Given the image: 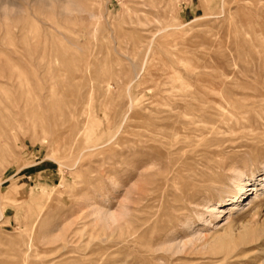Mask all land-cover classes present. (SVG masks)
I'll return each instance as SVG.
<instances>
[{
	"label": "rangeland",
	"instance_id": "rangeland-1",
	"mask_svg": "<svg viewBox=\"0 0 264 264\" xmlns=\"http://www.w3.org/2000/svg\"><path fill=\"white\" fill-rule=\"evenodd\" d=\"M259 85L264 0H0V264H264Z\"/></svg>",
	"mask_w": 264,
	"mask_h": 264
},
{
	"label": "bare ground",
	"instance_id": "bare-ground-1",
	"mask_svg": "<svg viewBox=\"0 0 264 264\" xmlns=\"http://www.w3.org/2000/svg\"><path fill=\"white\" fill-rule=\"evenodd\" d=\"M260 84V83H259ZM260 86V85H259ZM262 86V85H261ZM260 86V87H261ZM261 88H263V87H261ZM175 89H178V88H175ZM183 89V88H182ZM185 90H186V87L184 88ZM184 89H183V91H184ZM260 89V88H259ZM264 89V88H263ZM176 91V90H175ZM261 91V90H260ZM189 92V91H188ZM262 95V94H261ZM262 97H264V93H263V96ZM184 98V97H183ZM160 101V100H159ZM160 103V102H159ZM160 108V107H159ZM188 108V107H187ZM170 109V108H169ZM188 110V109H187ZM185 114H187V113H185ZM191 115V114H190ZM193 116V115H192ZM183 117H184V115H183ZM195 117V116H194ZM125 118V117H124ZM187 118V117H186ZM159 119V118H158ZM131 120V119H130ZM186 120V119H185ZM190 120V119H189ZM199 123H200V121H199ZM198 123V124H199ZM169 124H167V126H168ZM183 125V124H182ZM172 126V125H171ZM166 128V127H165ZM57 135V134H56ZM176 135V134H175ZM174 135V136H175ZM190 135V134H189ZM188 135V136H189ZM124 140V139H123ZM123 140H122V142H123ZM152 140V139H151ZM139 142V141H138ZM108 143V142H107ZM118 143V142H117ZM135 143H137L136 141H135ZM138 145V144H137ZM118 146V145H117ZM238 175V177H237V179H236V182H235V190L237 191V190H239L240 188H242V186H243V181H244V179L242 178V175L241 174H237ZM150 191V190H149ZM160 191V190H159ZM141 192V191H140ZM140 192H139V194H140ZM156 192V191H155ZM234 192V191H233ZM240 194V193H239ZM142 195V194H141ZM150 197V196H149ZM240 197H242L243 199H244V197H246V193H241L240 194ZM153 198V197H152ZM138 203V202H137ZM136 203V204H137ZM208 207V206H207ZM187 208V207H186ZM210 208V207H209ZM129 227H131L130 225H129ZM141 228V227H140ZM130 229V228H129ZM131 231V230H130ZM134 231V230H133ZM135 236V235H134Z\"/></svg>",
	"mask_w": 264,
	"mask_h": 264
}]
</instances>
